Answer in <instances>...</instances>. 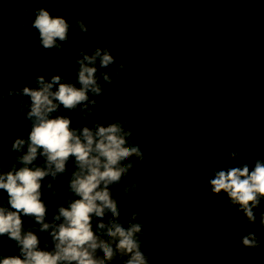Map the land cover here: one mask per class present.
<instances>
[{
  "label": "flooded vegetation",
  "instance_id": "obj_1",
  "mask_svg": "<svg viewBox=\"0 0 264 264\" xmlns=\"http://www.w3.org/2000/svg\"><path fill=\"white\" fill-rule=\"evenodd\" d=\"M176 1L179 5L178 11L181 12H173L169 8L170 5H175L174 1H151L148 19L145 17L140 20L135 30H126L129 31L125 33L126 37L138 38L123 40L124 45H133L129 53L123 54L116 46L111 47L113 49L110 54L114 57L116 64L124 65V69L119 76L114 74L115 65L107 69L112 74L113 81L111 84H103L102 98L112 96L120 101L125 98L131 102L140 101L133 87L135 82H130L129 76L133 72L131 68L135 70L141 66L146 67L148 64L159 71L165 69L167 64L175 65L177 62L183 64L187 72L201 71L214 79L220 77L227 83H235L239 79H243L242 82L253 81L260 89V94L255 99L254 112L250 113L246 120L250 127L242 130L243 137L249 139L255 148L243 157L242 154L249 147L240 141L241 138H235L228 133L225 116L229 114L228 106L233 103L235 92L232 88L211 89L204 95L205 98L191 99L187 106H193V109L189 111L188 118L182 114V116L173 115V119L168 118L162 122L161 127H158L154 142L144 137L145 146L149 151L148 156L153 159L144 158L141 161L133 157L134 167L118 185L113 187L112 195L121 209L120 221L126 226L131 214L138 212L140 215L136 219L143 225L142 235L151 238L150 228L153 227V222H150V217L161 209L169 200L171 191L175 190L172 179L174 171L170 168L178 160H186L184 153L186 152L189 156L188 151H190L194 169L188 172V179L190 185L195 187V189L192 188V195H190L193 199L191 208L186 207L183 196L173 197L175 199L172 202V209L161 223L159 236L155 240L180 239L187 244L197 243L203 248L218 253H229L233 261L264 264V227L260 224L261 213L264 212V198H261V207L255 209L256 223L252 224L246 222L242 211L230 205L225 193L214 194L209 185V179L214 171L234 165L237 159L247 162L250 166L264 148V134L261 133L258 125H254L257 115L264 117V49L261 51L249 49L255 40L264 38V27L257 25L260 23L259 18L253 23H243L238 10L223 12L210 9L207 11L209 0ZM214 1L231 5L224 0ZM200 2L203 4L198 9ZM168 3L171 4L168 5ZM104 4L102 0H93L88 6H83L85 10L82 14L73 10L62 15L58 13L71 25L67 41L72 46L83 47L87 38L98 37V29L105 28L106 25L111 26L117 22L115 25L118 28L122 27V24L109 14ZM141 4L138 8H141ZM239 4L243 5V3ZM10 6L16 10L15 14L19 16L21 22L15 24L5 18L6 2L0 0V9H2L0 18L3 19L0 22L2 37L0 91L3 92V99L0 101V163L3 169L7 162L11 163L14 160L11 151L12 141L17 137H26L31 126L20 107V101L27 102L29 98L16 94L9 95V89L24 86L37 87L35 82L16 78L23 76L28 79V60L30 63L34 60V58H28V50L33 47L32 42L28 40V32L33 35L38 34L30 23L31 18H34L35 5L33 4V8L28 10L31 6L29 1L19 0L18 4ZM64 12L66 11L62 13ZM76 19H81L87 25L86 34L75 27ZM3 21L5 24H1ZM104 34L106 33L103 32ZM101 46L93 43L94 48H102ZM129 47L130 45L127 49ZM222 53L224 58H217ZM13 57L17 58L20 64L9 69L6 64ZM126 58H138L139 64H135L133 60L128 62ZM217 62L220 63V67ZM77 68V63L72 62L71 75L61 77L65 81L74 82ZM186 75L187 73L182 74V76ZM60 114H64L62 106ZM71 119L74 127L84 124L91 126L94 122L101 123L96 108L92 118L83 119L77 110L72 111ZM230 151L239 152V157L232 160L228 155ZM190 162L188 159V163ZM70 172L68 170V173L55 181H52L51 177H46L41 182L42 200L48 211L57 212L59 206H67L68 200L75 198L67 191ZM49 181L53 184L52 189L46 187ZM132 183L138 185L137 189L125 194L124 186ZM53 190L56 192L55 195H52ZM249 232L256 234L261 242L260 247L242 246L241 238Z\"/></svg>",
  "mask_w": 264,
  "mask_h": 264
},
{
  "label": "clouds",
  "instance_id": "obj_2",
  "mask_svg": "<svg viewBox=\"0 0 264 264\" xmlns=\"http://www.w3.org/2000/svg\"><path fill=\"white\" fill-rule=\"evenodd\" d=\"M30 23L38 31L44 49L62 50L71 28L67 19L39 8ZM75 27L81 33L88 32L81 19H76ZM76 63L74 82L65 81L57 74L49 78L37 75V87L9 89V95L29 98L27 102L21 100L20 107L31 126L26 137L12 141L11 151L15 156L8 170L4 171L0 163V190L7 194V204L0 195V264H106L119 258H123V264H149L140 239L143 225L136 219L140 214L133 212L125 226L120 221L121 209L112 195L113 187L134 167L132 158L144 159L140 146L132 142L129 121L73 127L71 117L60 114L62 106L68 111L78 110L83 119L92 118L96 97L104 93L103 84L113 81L106 69L115 65L114 74L119 76L124 65L116 64L109 50L99 47L90 53L81 49ZM228 155L235 160L240 154L230 151ZM38 159H42V164L37 163ZM70 159L72 170L67 191L75 198L68 200L67 206H59L51 222L46 221L41 182L46 177L55 181L68 173ZM209 185L214 194L225 193L230 205L242 211L246 222L256 223L255 209L261 207V198H264V156L256 159L251 168L247 162H241L214 171ZM46 187L52 189V182ZM137 187L135 183L125 185L123 192L127 194ZM55 194L53 190L52 195ZM22 215L33 217L39 231L48 233L53 243L51 251L39 247L40 239L34 231L23 229ZM260 224L264 227V212ZM4 236L14 242L18 254L2 255ZM260 243L253 232L241 238L243 247L257 248Z\"/></svg>",
  "mask_w": 264,
  "mask_h": 264
},
{
  "label": "trees",
  "instance_id": "obj_3",
  "mask_svg": "<svg viewBox=\"0 0 264 264\" xmlns=\"http://www.w3.org/2000/svg\"><path fill=\"white\" fill-rule=\"evenodd\" d=\"M28 1L31 4L28 10L32 9L34 4V10L45 8L54 16L58 15V13L61 15L70 13L72 10L82 14L85 10L83 6H88L90 3L54 2V0ZM127 1L128 0H102L103 4L105 3L104 5L108 12L115 16V20L122 24V27L118 28L115 25L117 22L111 26L101 24L103 27L105 26V28L98 29V37L95 36L94 39L87 38L88 40L83 47L80 45L75 48L69 41H66L63 43L62 50H47L41 46L38 34L33 35L28 32V40H30L33 45V47L28 50V58H34V60L33 63H30L28 60V79H25L23 76L16 78L22 81L28 80V82H35L37 75H43L45 78H49L53 74L60 76L67 74L71 75L72 70L70 69L72 62L76 63L81 49L87 50L89 53L96 49L97 47L94 48L93 43L100 46L102 44V49L107 48L109 52L112 51L113 48L111 47L114 45V47L116 46L120 49L121 53H129L133 45H124L123 40H128L127 38L137 40L138 38L126 37L125 33L129 32L126 30L134 29L140 20L145 17L148 19L147 14H149L152 0ZM172 1H174L173 4L175 5H170L171 3H168V5H170L169 8L173 12H181L178 11V1L168 0V2ZM224 1L230 3L231 5H224L217 3L214 0H209L207 11L210 9L222 10L223 12H233L238 10L243 23H253L259 18L258 20L260 23L257 25H263L262 27H264V0H252L251 2L250 0ZM18 2L19 0H7V13L4 14L6 19L11 20V22H14L15 24H18L17 21L21 22V20L19 16H16V10L12 9L10 5L15 6ZM239 3H243V5ZM140 4L141 8H138ZM202 4L203 2L198 3V9L201 8ZM64 10L66 12L62 13ZM1 20L3 19L0 18V22ZM1 24H5V22L3 21ZM103 32L106 34L103 35ZM1 41L2 37L0 35V42ZM129 45L130 47L127 49ZM249 49L259 51L263 50L264 38L261 40H255L253 45H250ZM14 58L15 57L11 58L6 64L9 66V69H12L13 66H18L20 64V61H18L17 58ZM217 58H224L223 53L219 54V57ZM124 59L125 58H123V60ZM126 59L128 62L133 60L135 64H139V60L137 61L138 58ZM168 59L172 62L170 58ZM219 62L217 63L220 67ZM148 65L146 67L141 66L140 68H137L138 70L131 68V71L133 72L129 76L130 82H135L133 87L138 98H140V101L131 102L128 101L127 98L120 101L115 100L112 96H110V98H102V96L96 98V113L99 116L101 123L107 124L110 121L116 120L129 121V127L133 130L132 142L140 146L144 153V158L153 159V157L148 156L149 151L145 146V138L154 142L157 138L156 135L158 134V127H161L163 121H166L168 118L173 119V115L178 116L181 114L188 118L189 111L193 109V106H187V103L191 99H203L205 98L204 95L207 94L209 90L225 87L232 88L235 92L232 99L233 103L228 106L229 114L225 116L228 133L230 136H234L235 138H241L240 141L249 147L242 154L243 157L255 148L249 139L243 137L244 135L242 130L250 127V125L246 123V120H248L247 118L249 114L254 112L256 108L255 99L260 94V89L255 85V82L249 80L242 82L244 80L239 79L235 83H227L220 77L214 79L209 77L207 73H202L201 71L187 72L185 66L177 62L175 65L167 64L165 69H160L159 71H156L150 64ZM203 66L204 65L202 64V68ZM24 72L26 71L24 70ZM183 73H187V75L182 76ZM63 113L64 115L71 117L72 111L63 109ZM229 118L230 120H228ZM175 124L178 123L175 122ZM254 125H258L261 133L264 134V117L262 115H257L254 120ZM77 126L78 125L75 127ZM188 152L190 154L189 156H187L186 152L184 153L186 160H178L170 168L174 171L172 179L175 185V190L173 189L171 191L169 200L161 207V209L151 215L150 222H153V227L150 228V232L152 233L151 238L145 237L141 234L140 239L142 240L143 251L147 254L157 256L175 264H246L239 260L233 261L230 256L231 254L229 253H218L213 250L203 248L197 243L187 244L185 241L180 239L170 240L162 238L161 240H155V238H158L159 236L161 223L167 218L169 211L172 209V202L175 199L173 197L178 195L183 196L186 207L191 208V200L193 199L190 195H192V188L195 189V187L190 185L188 172L194 169V167L191 152ZM12 154V158L14 159L15 153L12 152ZM262 156H264V148L261 150L260 154H258L257 159ZM188 159H190V163H188ZM240 162L241 160L237 159V162L234 165H237ZM37 163L42 164V159L37 160ZM9 165L10 163L7 162L4 169L9 167ZM253 165L254 163H252L249 167L251 168ZM68 170H72L71 159L68 162ZM0 195L3 196L4 202L7 204V194L0 191ZM54 213L56 212L47 210L46 217L52 219ZM154 226H156V228H154ZM2 239V255L7 256L18 254L14 242L10 241L7 236H4Z\"/></svg>",
  "mask_w": 264,
  "mask_h": 264
},
{
  "label": "water",
  "instance_id": "obj_4",
  "mask_svg": "<svg viewBox=\"0 0 264 264\" xmlns=\"http://www.w3.org/2000/svg\"><path fill=\"white\" fill-rule=\"evenodd\" d=\"M21 218L23 220V229L25 231L32 230L39 237V239H40L39 247L41 249H45V250L51 251L52 248H53V243H52L48 233L39 231V225L35 224L33 217H27V216H23L22 215ZM45 219H46V221H49V222H51V220H52L51 218H47V217ZM97 255H101L102 256V253L98 252ZM145 255L149 259V264H175V263H172L170 261L164 260V259L159 258V257L154 256V255H150V254H147V253H145ZM106 264H123V258H119V259H116L114 261H106Z\"/></svg>",
  "mask_w": 264,
  "mask_h": 264
},
{
  "label": "rangeland",
  "instance_id": "obj_5",
  "mask_svg": "<svg viewBox=\"0 0 264 264\" xmlns=\"http://www.w3.org/2000/svg\"><path fill=\"white\" fill-rule=\"evenodd\" d=\"M102 4H103V2H102Z\"/></svg>",
  "mask_w": 264,
  "mask_h": 264
}]
</instances>
